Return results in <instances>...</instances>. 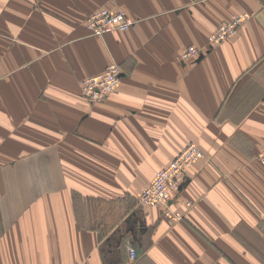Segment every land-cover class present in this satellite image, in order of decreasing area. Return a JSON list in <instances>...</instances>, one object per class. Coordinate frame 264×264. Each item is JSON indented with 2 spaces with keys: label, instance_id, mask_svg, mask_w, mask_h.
Returning <instances> with one entry per match:
<instances>
[{
  "label": "crops",
  "instance_id": "0c3cea01",
  "mask_svg": "<svg viewBox=\"0 0 264 264\" xmlns=\"http://www.w3.org/2000/svg\"><path fill=\"white\" fill-rule=\"evenodd\" d=\"M103 7L134 23L93 33ZM191 141L173 221L138 195ZM263 145L264 0H0V264H264Z\"/></svg>",
  "mask_w": 264,
  "mask_h": 264
},
{
  "label": "built area",
  "instance_id": "2783aa9c",
  "mask_svg": "<svg viewBox=\"0 0 264 264\" xmlns=\"http://www.w3.org/2000/svg\"><path fill=\"white\" fill-rule=\"evenodd\" d=\"M248 18V13H240L231 20L221 23L210 34L206 49L189 46L182 52L181 58L187 60L197 57L205 50H211L228 37L235 35ZM133 23L134 20L126 11L115 7L100 8L86 17L87 26L97 35L111 30H128ZM121 74L120 66L117 63H111L103 72L86 77L83 79L81 87L83 97L91 103L103 101L109 93L118 87ZM197 144L194 141L189 142L166 166L157 170L153 181L140 193L141 204L165 207V214L173 221L182 217L181 212L174 209L171 201L173 195L180 191L190 166L204 156V151ZM258 160L264 163V147L258 154ZM129 252L131 261H134L137 257L135 248L130 247Z\"/></svg>",
  "mask_w": 264,
  "mask_h": 264
},
{
  "label": "rangeland",
  "instance_id": "374dc122",
  "mask_svg": "<svg viewBox=\"0 0 264 264\" xmlns=\"http://www.w3.org/2000/svg\"><path fill=\"white\" fill-rule=\"evenodd\" d=\"M197 145L200 147V145H199V144H197ZM263 147H264V145H263ZM263 147H262V148H263ZM258 161H259V160H258ZM261 163H262V162H261ZM262 164H264V163H262ZM141 191H142V190H141ZM141 191H140V193H141ZM140 193H139V195H138V201H139V203H141V202H140V198H139V197H140ZM130 247H133V246H130ZM130 247H129V248H130ZM134 248H135V247H134ZM135 251H136V253H137V250H136V248H135ZM136 258H137V257H136ZM136 258H135V260H134V261H131V259H130V262H131V263H133V262L135 263V261H136ZM80 263H81V262H80ZM134 263H133V264H134ZM82 264H84V263H82Z\"/></svg>",
  "mask_w": 264,
  "mask_h": 264
}]
</instances>
